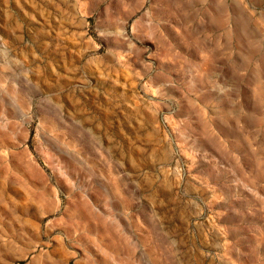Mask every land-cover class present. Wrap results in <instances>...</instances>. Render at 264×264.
I'll list each match as a JSON object with an SVG mask.
<instances>
[{
	"label": "rangeland",
	"instance_id": "obj_1",
	"mask_svg": "<svg viewBox=\"0 0 264 264\" xmlns=\"http://www.w3.org/2000/svg\"><path fill=\"white\" fill-rule=\"evenodd\" d=\"M0 264H264V0H0Z\"/></svg>",
	"mask_w": 264,
	"mask_h": 264
}]
</instances>
